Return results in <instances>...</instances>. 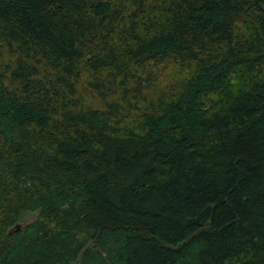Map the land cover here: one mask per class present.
I'll list each match as a JSON object with an SVG mask.
<instances>
[{"label":"trees","instance_id":"obj_1","mask_svg":"<svg viewBox=\"0 0 264 264\" xmlns=\"http://www.w3.org/2000/svg\"><path fill=\"white\" fill-rule=\"evenodd\" d=\"M75 261L264 264V0H0V264Z\"/></svg>","mask_w":264,"mask_h":264},{"label":"rangeland","instance_id":"obj_2","mask_svg":"<svg viewBox=\"0 0 264 264\" xmlns=\"http://www.w3.org/2000/svg\"><path fill=\"white\" fill-rule=\"evenodd\" d=\"M33 216V212L29 211L28 213H26L22 218L21 221H27L29 218H31ZM73 264H78L75 262H73Z\"/></svg>","mask_w":264,"mask_h":264},{"label":"water","instance_id":"obj_3","mask_svg":"<svg viewBox=\"0 0 264 264\" xmlns=\"http://www.w3.org/2000/svg\"><path fill=\"white\" fill-rule=\"evenodd\" d=\"M21 222H15V224L13 226L10 227V229H8V231L11 230H16L19 226H20Z\"/></svg>","mask_w":264,"mask_h":264}]
</instances>
